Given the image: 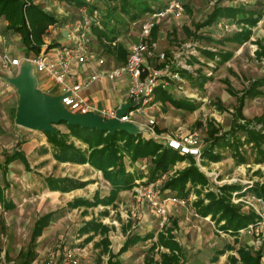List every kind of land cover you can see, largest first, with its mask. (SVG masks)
<instances>
[{"label":"rangeland","instance_id":"obj_1","mask_svg":"<svg viewBox=\"0 0 264 264\" xmlns=\"http://www.w3.org/2000/svg\"><path fill=\"white\" fill-rule=\"evenodd\" d=\"M170 1L157 0V3L166 5ZM177 1L184 8L180 20H175L171 16L164 19L150 18L151 15L147 14L138 22L132 23L119 13V5L116 2L84 0L87 5L95 6L103 16L107 14L108 8H116L114 17L122 18L124 22L122 27L116 23V19L112 24H117L120 26L119 30L122 29L121 36L117 41L126 48L137 43L142 21L150 19L153 23L151 34L153 29L157 28L155 41L150 42L151 37L149 39V44H155L147 59V66L150 69L161 65L160 70L175 71L177 68H182L181 66L185 63L189 69H192L187 71L194 77L200 75L211 78L204 85V89L199 90L180 75L185 82L183 93L175 92L174 88L169 89L175 98L184 97L186 92L188 95H194L189 100H194L199 104V108L195 112L188 113L174 109L168 104L153 103L152 96L151 102L144 107L146 113L134 119L136 124L142 126L148 125V120L152 119L154 124L151 128L157 134L170 136L194 134L197 136L201 148H204L208 145V122L212 121L214 126L219 127L222 131H227L230 128L237 101L235 96L229 94L228 89L239 96L252 81L264 75V56L257 57L258 48L255 45V42H261L264 45V17L252 29L249 42L239 47L231 44L210 45L204 39L205 37L219 40L226 34L240 32L243 25L230 19H227L226 22L218 19L213 25L199 30L196 26L203 23L215 7L232 5L231 2L237 0L222 2H219L220 0ZM238 2H234V4L245 5V8L254 7L256 4L254 0L249 2L238 0ZM35 3L48 13L53 14L58 20V24L49 28L45 41H48V37L54 34H62L65 27L76 19L78 7L72 0H35ZM262 9L264 11V4ZM218 23L222 27H219ZM225 24L229 27L228 30L223 28ZM2 26L0 25V34L6 35L1 30ZM89 35L91 38V49L89 48V50L105 61L112 60L96 37L92 38L91 32ZM11 36L13 35H6L5 41L7 40V45L16 51L14 56L21 57L19 52L24 54L26 52L23 50L18 36L16 34L14 37ZM51 44L56 43L52 40ZM204 49L210 51L213 49L214 53L231 52L232 56L226 63L218 65L202 56L200 50ZM159 54H164L163 60L158 59ZM191 58H193L192 61ZM14 73L0 71V166L3 165L6 156L16 152L21 154L20 158L7 166L6 174H4L3 168H0V188L4 192L5 200L15 206L14 209L8 211L0 206V262L18 264L20 251L30 246L35 223L47 214H53V217L49 226L36 239L34 250L37 257L32 264H48L51 257L54 258L53 264H62L66 254H72L77 260V264H105L108 256H101L102 247L95 246V244L100 245L102 235H96L90 242L85 243L84 240L87 236L79 234V229L92 219H97L108 227V250L112 254H116L120 250L127 236L154 234L152 240L138 242L119 256L122 264H143L147 250L154 243L157 235L167 228H176L174 229L176 240L184 250L183 264H221L219 261L228 264L227 259L225 262L223 256L219 257L216 262L211 261L215 256V250L226 245H234L235 248L246 246L253 252H258L254 246V236L246 230L243 233L239 232L238 243L234 244L235 238L220 231L214 223L195 218L193 216L195 211L191 207L193 200H196L195 195L189 196L190 199L188 198L186 206L177 204H171V208L168 206L167 220L161 227L146 194L138 198L134 190L141 188L146 183L154 182L149 181L151 164L147 161L133 163L125 157L127 170L130 173L134 172L136 176L135 188L120 193L114 207L98 205L87 210L83 207L69 209L68 205L77 199L92 200L95 194L101 197L106 196L110 191L109 184L103 179L101 172L93 169L89 164L77 165L57 162L53 155L56 149L45 133L28 130L15 123L16 112L14 110L17 108L18 94L16 88L8 81L13 75H16V72ZM171 87H174L172 82ZM261 115H264V97L246 100L243 108L244 118L252 120ZM198 123L200 125H197ZM54 128L60 132H67L63 125ZM142 137L151 139L146 132ZM69 141L78 148L86 149V145L74 138L70 137ZM222 154L224 159L219 163L204 165L200 163V160L195 159L200 171L209 179V188L213 189L214 186L224 184L251 185L264 180V164L236 166L229 152ZM188 166V161L177 162L168 172L157 178L166 176L161 183L155 186L159 196H172L169 195V191L162 189L164 183ZM47 178H69L86 183V185L70 192L53 193L48 190ZM206 190L208 189L205 188L204 191ZM244 210L246 209L244 208ZM105 211L108 212L106 216L103 215ZM225 255L236 254L233 251L227 252Z\"/></svg>","mask_w":264,"mask_h":264},{"label":"trees","instance_id":"obj_2","mask_svg":"<svg viewBox=\"0 0 264 264\" xmlns=\"http://www.w3.org/2000/svg\"><path fill=\"white\" fill-rule=\"evenodd\" d=\"M70 1V0H68ZM78 9L87 7L90 11L97 10L95 6H89L84 0H72ZM116 2L119 5V13L124 15L129 22L136 23L143 16L159 12L167 5L158 4L157 0H108ZM224 0H220L222 2ZM217 6L208 15L206 20L197 25L200 28L213 25L218 19L227 21V19L236 21L243 25L240 32L226 34L219 40H213L209 37L204 39L210 45L231 44L239 47L250 41L252 29L263 19V3L257 1L254 7L245 5ZM114 8H108L105 16L100 15V24L91 27L93 37L99 41V44L114 57L117 63H124L128 51L124 45L118 43L122 29L120 26L112 24L115 21L123 26L122 18L114 17ZM98 11V10H97ZM99 12V11H98ZM100 14V12H99ZM0 19L6 22L5 33L11 32L19 36L20 42L26 52L37 56L44 45V37L51 26L58 24V20L48 14L35 0H0ZM156 30L153 29L150 42L156 39ZM200 37L199 35L197 36ZM257 45V57L264 56V45L261 42H255ZM51 45L49 48L56 47ZM206 60L215 62L218 65L226 63L232 56L231 52L214 53L210 50H200ZM193 58H191V61ZM195 61V60H194ZM191 62L189 61V65ZM119 65V64H118ZM161 65L156 66L160 69ZM176 71L190 82L194 88L203 90L204 85L211 80L207 76L194 77L187 70L177 68ZM230 95L236 97L237 105L231 120L230 128L222 131L215 127L213 122L207 123L208 145L201 149L200 163L208 165L209 163H219L223 158L224 152H229L236 166L240 165H262L264 164V115L247 120L243 116V108L246 100L264 97V75L252 81L248 87L244 88L238 96L232 90L228 89ZM153 103L158 102L161 105H170L174 109L188 113H193L199 108V104L194 100L185 97L175 98L169 90L157 87L153 93ZM16 112V108L14 110ZM63 125L67 132H60L55 129V134L43 132L48 136L56 151L54 158L59 163H71L77 165L89 164L93 169L101 172L103 179L109 184L110 191L106 196L95 194L92 200L77 199L68 205L69 209L100 206H112L120 193L130 191L135 187L136 176L134 172H129L126 168L125 157L131 162H150L149 181L156 179L163 173L168 172L177 162L188 161L189 166L177 172L171 179L167 180L162 189L169 191V195L175 198L187 200L190 195H195L196 200L191 203L195 214L199 217H210L211 222L223 233L234 237V244H237V238L241 230L249 225H256L258 218L251 209L244 210L243 204H234L232 196L237 197L252 196L261 199L264 203V180L255 182L251 185L224 184L209 188V179L200 171L196 161L192 156L181 155L176 150L165 147L153 139H145L142 135H131L124 131H116L109 134L105 131L95 129L81 128L79 126H70L65 122ZM197 125H200L198 123ZM54 126V127H55ZM157 131V129H156ZM159 133V132H158ZM74 138L84 145L86 149L76 147L70 143L69 139ZM21 154L13 153L5 157L3 165L4 174L7 166L20 158ZM47 187L50 191L70 192L82 188L86 183L69 178L46 179ZM207 188L208 190L204 191ZM167 196V195H166ZM0 206L4 210L14 209V204L5 200V195L0 188ZM108 214L104 212V216ZM53 214H47L41 217L34 225L30 246L20 251L18 264H32L37 257L34 250L35 242L42 232L47 228L52 220ZM174 229L167 228L155 238L154 243L147 250L143 264H183V247L176 240ZM108 227L100 223L97 219L86 222L80 229L81 236L86 235L85 243L90 242L96 235H102L100 245L102 247L101 256L107 255L105 264H122L119 259L123 253L138 242H145L154 238L153 233L144 236L132 234L127 236L122 247L116 254L108 250L109 241L107 240ZM155 250H157L155 252ZM235 252L236 255L227 257L228 264H262L261 251L253 252L246 246L235 248L234 245H226L221 249L215 250V256L212 262L218 261V258L226 252ZM157 255V258H156Z\"/></svg>","mask_w":264,"mask_h":264},{"label":"built area","instance_id":"obj_3","mask_svg":"<svg viewBox=\"0 0 264 264\" xmlns=\"http://www.w3.org/2000/svg\"><path fill=\"white\" fill-rule=\"evenodd\" d=\"M253 1V0H242ZM255 2L261 1L264 4V0H254ZM239 3L233 1V3ZM244 6V5H243ZM183 5L177 0H171L165 6V8L159 12L150 14V18L164 19L169 16L175 20H180L183 16ZM226 22V21H224ZM100 24V14L97 10L90 11L87 7H81L78 9V16L74 23L71 25V30L68 33L69 39L73 42L71 46L59 47L55 50L54 62H47L42 56H37L33 59L28 58H16L5 47V39L0 36V71L4 73H11L13 69L19 68L23 61H29L33 64L34 69L45 76L46 79L51 80L60 89L59 95L67 94L63 97L62 102L67 110L72 113L86 114L89 112L99 114L103 119H112L115 117L116 110H108L105 108L96 109L93 105L89 104L81 97V92L89 89L95 83L107 82L116 84L120 81H125L127 88L128 103L138 99V102L134 108L129 110L127 114L120 119L121 122H134L135 117L144 115V107L151 102L154 89L160 87L162 89L169 90L174 88L175 92L183 93L185 82L181 78L180 74L175 71H167L160 69H150L147 66V59L150 57V50L155 44H149L151 37V31L153 23L149 20H144L140 26V32L137 43L130 46L127 58L124 63L119 65L106 66V61L103 58H96L94 64L98 68L97 71L91 73L85 79L79 82L70 81V70L72 64H83L89 60V48H90V32L93 25ZM219 27H222L218 23ZM225 30L229 27L223 25ZM213 51V49H211ZM159 60L164 59V54L158 55ZM181 69L191 71L185 63L181 66ZM165 78V80H164ZM171 82L174 83V87H171ZM186 96V97H185ZM185 98L192 99L194 95L186 92ZM154 124L153 120H148V125L144 127L147 129V135L151 139H155L165 147H169L176 150L181 155L192 156L199 161L201 155V145L197 136L194 134H179L178 136L161 135L155 133L151 126ZM165 175L157 179L154 182L146 183L141 188H135L137 197L141 198L146 194L149 204L153 208L154 215L159 220V225L162 227L167 220V208L171 204H177L179 206H186L189 201L175 198L173 196L162 197L159 196V192L155 190V186L161 183L165 179ZM145 184V183H144ZM193 196V195H191ZM194 201V200H193ZM232 202L235 204H243L244 208L251 209L258 218L256 225H249L246 229L240 232L247 231L255 238L254 246L257 251H261V262L264 264V203L261 199L246 196L237 197L236 194L232 196ZM208 219V218H205ZM53 257L49 260L48 264H53ZM77 260L72 254H66L63 258L62 264H77ZM0 264H3L0 262Z\"/></svg>","mask_w":264,"mask_h":264},{"label":"water","instance_id":"obj_4","mask_svg":"<svg viewBox=\"0 0 264 264\" xmlns=\"http://www.w3.org/2000/svg\"><path fill=\"white\" fill-rule=\"evenodd\" d=\"M8 81L16 88L18 94L15 123L28 130L55 134L54 126L65 122L70 126L105 131L109 134L116 131H124L131 135L147 133V129L142 125L120 121L136 106L138 99L121 104L114 118L103 119L97 113L77 114L67 110L62 102L67 94L51 95L39 90L34 76V66L29 61L22 62L17 68L16 75Z\"/></svg>","mask_w":264,"mask_h":264},{"label":"crops","instance_id":"obj_5","mask_svg":"<svg viewBox=\"0 0 264 264\" xmlns=\"http://www.w3.org/2000/svg\"><path fill=\"white\" fill-rule=\"evenodd\" d=\"M48 14H50V13H48ZM50 15L55 17L53 14H50ZM77 16H78V12L76 14V18H77ZM75 20L76 19H74L72 22H74ZM0 22H2V24H0V25H3L2 26L3 29H1V30L5 32L6 22L1 20V19H0ZM72 22H71V24H69L68 26L65 27V31H62V34H60V35L59 34H54V35L48 37V39H49L48 41H45L46 38L44 37L45 38L44 39V45L42 47L41 52L37 56H39V57L42 56L44 58V60L47 61V62H49V61L50 62H54V60H55V50L57 48L71 46L73 44V42L69 39L68 33L70 31ZM5 34L6 35H13L11 37H14V34L11 33V32H6ZM6 35L0 34V36L4 37V39H5ZM16 36H18V35L16 34ZM91 37L94 38L93 35H91ZM18 38H19V36H18ZM52 40L56 43L57 46L49 48V46L54 45V44H51ZM7 43L8 42L6 40L5 46L7 45ZM6 48L12 54V56L16 57V58L33 59V58L37 57V56L33 55L32 53L26 52L24 48H23V50L26 52L25 54L22 53V52H19V54H21V57L14 56L16 54V51L13 50L12 47H10V45H7ZM124 48L127 51H129L130 47L126 48L124 46ZM90 49H91V47H90ZM88 55H89V60L87 62H85V63H83L81 65L76 64V63L72 64V67H71V70H70V76H71L70 77V81L79 82V81L85 79L86 77H88L94 71L98 70V68L94 64V62H95L96 58H98V56L95 55L91 50H89V54ZM110 59H112V60H107L106 61V64H107L106 66L107 67H110L112 65L120 64V63L116 62L114 57L110 56ZM16 70L17 69H13L12 73H14V72L17 73ZM34 76L36 77L37 87H38L39 90H41L42 92L51 94V95H59L60 89L51 80L46 79L43 74L38 73L35 69H34ZM126 94H127V88H126L125 81H120V82H118L116 84L107 83V82H100V83H95L89 89L82 91L81 92V97L84 100H86L89 104L93 105L96 109L105 108V109H108V110L115 111V110H117L120 107L121 104L128 103V99H127ZM50 192L56 193L57 191H50ZM171 206L172 205H170L169 207L171 208ZM193 216L195 218H198V219L202 220V221H207V222L213 223V222H211L209 216L208 217H204V218L199 217L196 214H193ZM205 218H208V219H205ZM225 254L223 255V257H225L224 261L226 262V259H227V257L229 255L226 256ZM219 262L221 264H224L223 261H219Z\"/></svg>","mask_w":264,"mask_h":264}]
</instances>
